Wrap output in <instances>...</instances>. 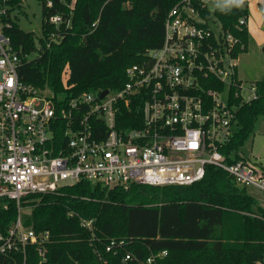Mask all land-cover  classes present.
Segmentation results:
<instances>
[{"label":"built area","instance_id":"obj_1","mask_svg":"<svg viewBox=\"0 0 264 264\" xmlns=\"http://www.w3.org/2000/svg\"><path fill=\"white\" fill-rule=\"evenodd\" d=\"M214 1L182 0L171 8L162 44L127 67L120 89H108L103 97L84 91L61 102L20 75L41 47L31 53L16 48L9 33L16 12L10 0H0V199L15 200L18 208L14 224L0 234V264H28L29 248L37 264L49 261L50 232L25 224L22 202L82 179L125 188L191 185L212 164L239 186L264 190V167L249 159L227 163L221 150L234 138L236 111L256 97V85L238 76L248 44L202 14ZM46 5L52 7L53 0ZM49 21L59 24L62 16ZM237 26L248 28L249 15ZM54 39L52 34L49 44ZM124 107L138 112L126 116ZM81 223L92 228V220ZM124 243L112 238L106 249ZM134 257L127 252L123 260Z\"/></svg>","mask_w":264,"mask_h":264},{"label":"trees","instance_id":"obj_2","mask_svg":"<svg viewBox=\"0 0 264 264\" xmlns=\"http://www.w3.org/2000/svg\"><path fill=\"white\" fill-rule=\"evenodd\" d=\"M39 1L38 37L18 22V14L26 13L23 0H10L16 15L9 33L16 48L31 53L36 39L41 47L24 62L20 75L66 102L84 91L100 95L120 89L127 67L162 44L166 17L182 0H53L52 7ZM201 12L249 43V29L237 26L249 15L247 7L210 4ZM57 14L62 21L51 23L49 17ZM52 34L57 39L49 44ZM254 82L256 97L239 106L235 136L221 149L227 163L248 160L244 148L264 119V78ZM134 112L123 108L126 116ZM22 204L25 224L50 232L46 264H146L151 255L156 256L152 264H264V207L247 187L212 164L191 185L132 183L125 188L82 179L54 193L30 195ZM17 215L15 200L0 199V234L8 232ZM83 219L92 220V228L82 225ZM112 238L125 243L108 251ZM164 250L167 254L159 255ZM29 252L28 264H37L36 252ZM127 252L135 257L124 261Z\"/></svg>","mask_w":264,"mask_h":264},{"label":"rangeland","instance_id":"obj_3","mask_svg":"<svg viewBox=\"0 0 264 264\" xmlns=\"http://www.w3.org/2000/svg\"><path fill=\"white\" fill-rule=\"evenodd\" d=\"M259 5L256 0H244L243 6L249 5V14L251 19L250 40L248 47L240 54L238 64V76L241 80L251 82L264 78V0H260ZM24 15L18 14L20 26L33 31L39 37L41 35L42 25V4L39 0H23ZM212 7H228L222 3V0H215ZM235 6V5H233ZM241 6V7H243ZM36 47H40V41L36 39ZM249 91H244L248 95ZM244 152L249 160L264 167V119H261L254 136L249 140L244 148ZM247 190L253 194L259 204L264 207V190L249 186Z\"/></svg>","mask_w":264,"mask_h":264},{"label":"clouds","instance_id":"obj_4","mask_svg":"<svg viewBox=\"0 0 264 264\" xmlns=\"http://www.w3.org/2000/svg\"><path fill=\"white\" fill-rule=\"evenodd\" d=\"M222 3L228 7H231L233 5L241 7L243 6L244 0H222Z\"/></svg>","mask_w":264,"mask_h":264},{"label":"crops","instance_id":"obj_5","mask_svg":"<svg viewBox=\"0 0 264 264\" xmlns=\"http://www.w3.org/2000/svg\"><path fill=\"white\" fill-rule=\"evenodd\" d=\"M261 1L260 0H256V3L259 5V3H260ZM249 6V5H248ZM248 9H249V7H248ZM263 20V19H262ZM263 22V24H264V21H262ZM250 25H251V19H250V14H249V27H248V29H249V31H250ZM249 44V43H248ZM264 46V45H263ZM248 47V46H247Z\"/></svg>","mask_w":264,"mask_h":264},{"label":"water","instance_id":"obj_6","mask_svg":"<svg viewBox=\"0 0 264 264\" xmlns=\"http://www.w3.org/2000/svg\"><path fill=\"white\" fill-rule=\"evenodd\" d=\"M108 92V89H105L101 92L100 96L103 97Z\"/></svg>","mask_w":264,"mask_h":264}]
</instances>
